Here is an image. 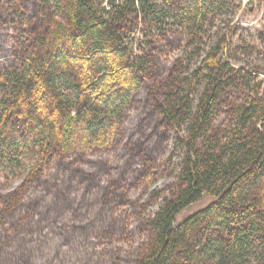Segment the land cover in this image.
<instances>
[{"label": "trees", "instance_id": "obj_1", "mask_svg": "<svg viewBox=\"0 0 264 264\" xmlns=\"http://www.w3.org/2000/svg\"><path fill=\"white\" fill-rule=\"evenodd\" d=\"M235 1L0 0V165L30 162L21 185L0 195V234L55 162L79 146L95 153L116 148L138 103L152 108L153 127L173 133L178 183L168 195L154 193L157 211L141 218L147 238L126 257L111 251L107 260L75 232L90 237L95 229L63 224L82 256L67 264H264L262 72L231 63L233 31L214 43L208 38ZM147 145L139 146L151 155L160 148L156 140ZM141 163L146 175L152 166ZM93 177L103 185L99 172ZM116 182L107 183L103 199L115 204L104 212L109 218L127 203ZM44 199L19 224L54 240L59 222L45 219L51 206ZM117 233L125 238L129 231L114 219L110 234ZM16 234L5 246L24 242L28 253L10 252L13 264H60L39 257L26 230Z\"/></svg>", "mask_w": 264, "mask_h": 264}, {"label": "rangeland", "instance_id": "obj_2", "mask_svg": "<svg viewBox=\"0 0 264 264\" xmlns=\"http://www.w3.org/2000/svg\"><path fill=\"white\" fill-rule=\"evenodd\" d=\"M4 29L6 30L4 34L9 35L10 40H13L15 32L8 26ZM232 31L234 37L228 48L233 56L231 63L251 71L260 69L262 74L258 79L264 86V45L262 42L264 38V0H236L235 5L217 21L216 27L210 32L209 43H214L218 38L224 34H231ZM245 48L251 50L252 55L244 54ZM180 55L182 53L179 50L172 57ZM151 111L150 105L147 108L138 103L134 105L127 118L121 141L116 148L95 153V150L79 146L71 154L70 159L59 160L51 166V169L46 170L43 180L24 196V204L20 213L6 220V230L0 234V252L4 251L1 254V257L5 259L4 264H13L15 261L14 257L10 256L12 251L18 252L17 255L28 253L24 242L14 244V241L9 249L5 246L6 237H15L16 233L24 232V230L29 240H33L37 255L43 260L49 261L53 257L58 259L60 264H67L70 260L81 259L82 256L77 251L79 247L76 242L72 241L70 230L62 226L70 223L73 225L87 224L88 227L95 229L93 236L90 237L88 232H83L84 229L75 230V232L79 235L78 240L83 247L93 249L107 260L114 256L112 252L122 251V257H126L127 253H135L147 238V232L142 228L141 222V218L145 216L143 212H146V217H149L157 211L159 203L154 201V193H161L165 196L175 188L178 183L180 166V154L173 147V133H169L164 126L158 124L153 127L150 124L152 123L149 115ZM140 121L143 123L146 121L144 125L146 132L138 131V127H141ZM131 140L137 144V147H134ZM155 140L160 143V148L155 155L149 154L146 147L139 146L145 143L148 147ZM134 151L142 152H140V158L133 157ZM142 161L152 166L146 175L143 173ZM29 165L30 162L25 160L21 168L0 165L1 196H9L21 185ZM98 172L103 179L102 186L100 181L93 177ZM114 180L122 187L124 186L127 203L116 207L114 213L111 214L112 218H109L104 212L112 210L115 204H106L103 199L107 183H113ZM41 196H45L44 201L51 206L46 210L45 219L50 222H59L52 228L57 234L54 240H46L44 233L39 231L35 233V229L27 230L19 224V220L24 221L32 215L31 207ZM91 217H94V222L87 223L86 220L89 221ZM113 218L127 226L129 233L126 237L128 238H122L118 233L110 234ZM57 226L61 228L56 229Z\"/></svg>", "mask_w": 264, "mask_h": 264}]
</instances>
